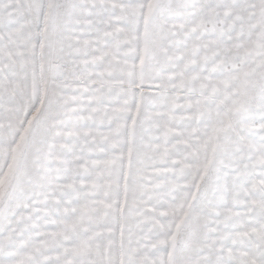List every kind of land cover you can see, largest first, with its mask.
<instances>
[{
    "label": "snow or ice",
    "instance_id": "6c2138e0",
    "mask_svg": "<svg viewBox=\"0 0 264 264\" xmlns=\"http://www.w3.org/2000/svg\"><path fill=\"white\" fill-rule=\"evenodd\" d=\"M0 264H264V0H0Z\"/></svg>",
    "mask_w": 264,
    "mask_h": 264
}]
</instances>
